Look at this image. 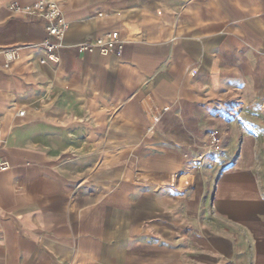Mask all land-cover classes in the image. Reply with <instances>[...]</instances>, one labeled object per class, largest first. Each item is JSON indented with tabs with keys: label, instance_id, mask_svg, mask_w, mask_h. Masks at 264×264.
Here are the masks:
<instances>
[{
	"label": "crops",
	"instance_id": "0c3cea01",
	"mask_svg": "<svg viewBox=\"0 0 264 264\" xmlns=\"http://www.w3.org/2000/svg\"><path fill=\"white\" fill-rule=\"evenodd\" d=\"M34 1L0 0V264H264V0H57L58 62ZM50 85L87 135L27 116Z\"/></svg>",
	"mask_w": 264,
	"mask_h": 264
},
{
	"label": "built area",
	"instance_id": "2783aa9c",
	"mask_svg": "<svg viewBox=\"0 0 264 264\" xmlns=\"http://www.w3.org/2000/svg\"><path fill=\"white\" fill-rule=\"evenodd\" d=\"M12 12L22 18L40 21L44 29V37L40 43L45 52V60L58 62L57 51L60 47L61 39L67 29V22L64 20L61 7L57 0H36L29 5H20L15 2ZM101 15V12L97 13ZM123 41L111 32L103 36L94 37L90 40L83 41L77 45L79 51H97L98 53H115L121 52ZM0 66L7 67L18 58L19 49L15 45H0ZM19 116L25 115V110L17 111ZM221 137L219 134L212 133L208 138V144L217 147L220 144ZM203 154L197 155L201 159ZM3 164L2 161H0Z\"/></svg>",
	"mask_w": 264,
	"mask_h": 264
},
{
	"label": "rangeland",
	"instance_id": "374dc122",
	"mask_svg": "<svg viewBox=\"0 0 264 264\" xmlns=\"http://www.w3.org/2000/svg\"><path fill=\"white\" fill-rule=\"evenodd\" d=\"M83 102L82 98L76 99L71 93L50 85L43 95L27 102V108L31 107L36 111L35 116H31L30 113H27V116L47 122L55 121L53 124L59 127L55 129L57 133L54 135L59 136L60 131L69 132L70 135V131L77 130L84 131L87 135L91 119ZM70 121L74 123H67ZM75 122L79 123L80 127H76ZM41 134L44 136V129Z\"/></svg>",
	"mask_w": 264,
	"mask_h": 264
}]
</instances>
